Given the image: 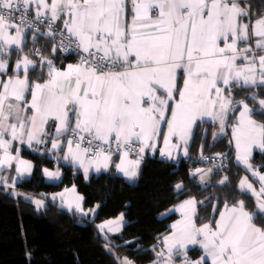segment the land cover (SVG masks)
Instances as JSON below:
<instances>
[{
  "label": "snow or ice",
  "instance_id": "obj_1",
  "mask_svg": "<svg viewBox=\"0 0 264 264\" xmlns=\"http://www.w3.org/2000/svg\"><path fill=\"white\" fill-rule=\"evenodd\" d=\"M260 5L0 0V186L15 188L18 177L31 175L33 165L21 157V146L37 151L42 144L62 152L59 158L78 165L86 179L90 170L114 167L134 180L146 153L188 157L194 130L210 122L214 141L230 133L237 164L254 179L243 176L235 189L242 198L233 199L224 175L217 183L226 195L211 214L194 197L173 209L180 219L159 240L153 264H264V165L252 163L255 150L264 154V121L254 118H264V0ZM41 40L39 47H28ZM49 44L54 58L43 55ZM72 55L74 63H57ZM199 158L221 161L207 171H190L206 184L227 157L204 156L201 149ZM43 174L60 177L59 170L45 168ZM174 187L184 190L183 182ZM60 197L69 212H95L85 211L81 196L67 203ZM34 203L43 207L41 200ZM123 219L122 213L98 227L103 232ZM190 248L202 252L198 260L188 257Z\"/></svg>",
  "mask_w": 264,
  "mask_h": 264
},
{
  "label": "trees",
  "instance_id": "obj_2",
  "mask_svg": "<svg viewBox=\"0 0 264 264\" xmlns=\"http://www.w3.org/2000/svg\"><path fill=\"white\" fill-rule=\"evenodd\" d=\"M251 3L261 7L260 0H251ZM38 43L41 45L44 41ZM32 46L30 42L28 47ZM50 48L49 44L47 49H42L43 54L49 53ZM57 55L65 57L61 53ZM72 61L75 59L68 56L57 63ZM254 118L264 121L260 116ZM215 129L216 126L208 122L194 131L191 154L201 155V149L203 154L211 156L223 153L231 157L232 164L225 171H213L206 184L199 181V176L190 175L186 159L176 165L159 158L145 159L135 182L126 181L114 171L85 180L74 166L59 163L57 167L63 171L61 182L48 183L43 177V169L53 167L56 160L47 149L25 151L34 162L33 173L14 190L43 200L45 205L37 209L33 202L15 197L11 190L0 186V264H119L116 257L127 258L133 264H153L156 260L154 252L160 249L159 240L169 234L170 225L177 219L176 215L164 217L166 212L194 197L203 201L208 206L207 214H211L212 206L226 195L225 187L219 185L218 180L227 175L234 190L233 199H240L239 192L235 191L239 180L245 175L253 179L237 164L234 148L229 145L230 133L214 141L212 133ZM252 163L264 165V154L256 152ZM179 182L184 184L181 192L174 187ZM72 186L83 195L86 210L99 205L94 217L81 216L75 210L69 212L51 198L64 187ZM246 203L250 208L254 207L251 199ZM203 207L197 205L200 216L206 215ZM122 213L126 223L120 233L112 235L100 230L98 226L102 222ZM188 256L198 258L201 251L191 250Z\"/></svg>",
  "mask_w": 264,
  "mask_h": 264
},
{
  "label": "crops",
  "instance_id": "obj_3",
  "mask_svg": "<svg viewBox=\"0 0 264 264\" xmlns=\"http://www.w3.org/2000/svg\"><path fill=\"white\" fill-rule=\"evenodd\" d=\"M43 55H45V56H47V57H49V58H54V57L52 56L51 51H49V53H47V54H43ZM33 58H35V57H33ZM68 63H74V62L72 61V62H68ZM68 63H66V64H68ZM194 131H195V130H194ZM190 144H191V142H190ZM161 147H162V144H161ZM35 148H37L38 150H40V149H42V150H43V149H47V150H48V149L51 148V145H50V144L36 145ZM38 150H37V151H38ZM25 151H32V152H36V151H33V149L28 148L26 145L21 146V157H22L23 159H25V160L30 161V162L32 163V165H33V169H34V162H33L31 159H29V157H27V155H25ZM49 152H50V154H51L50 156H51L52 158H54V160H56V163H55V166H53V167H44V169L47 168V169H49V171H57V170H59V172H60V177H59V179H50L49 177H47V176H45V175L43 174V177H44V179H45L46 182H48V183H57V184L61 182V180H62V176H63V171H62L61 168H58V167H57V165H58L59 163H62L63 165H72V166H74L75 168H77V169L83 174L84 179L86 180V178H85V174H84V172H83V169H80L78 165H74V164H72L70 161H65V160H63L62 158H59V157H62V155H63L62 152H61V153H53V152H51V151H49ZM256 152H259V151H258V150H255L254 153H253V156H254V154H255ZM174 155H175V153H174ZM190 155H191V151H190V145H189V156H190ZM189 156H188V157H189ZM188 157H184L182 154H180L176 159H174V160H169V159H167V158L161 157V156L159 155L158 152L155 153V154H152V153L149 152V153H146V154H145L143 161H144L145 159H147V158H159V159H166V160L170 161L171 163L178 165L182 160H185V159H187ZM113 159H114V161H116L118 158H117V157H114ZM140 167H141V165H140ZM33 169H32V173H33ZM111 171L116 172L117 175L123 177V178H124L126 181H128V182H135V181L138 179V177H139L140 169H139V172H138V176H137V178L134 179V180H129L128 178H126L125 176H123L122 173L117 172V171L115 170L114 167L111 168L108 172L101 171L100 173H97V172H95L94 170H90L89 173H88V178H87V179L89 180L93 175H99V174H101V173H109V172H111ZM32 173H31V175H27V174H25L23 177H18V178L16 179V185H17L18 183H20L22 180L29 179V178L32 176ZM42 173H43V172H42ZM3 174H5V175H9V173H7V172H5V173H3ZM11 175L14 176L15 173L13 172V173H11ZM253 179H254V178H253ZM16 185H15V187H16ZM2 187H3V186H2ZM73 187L75 188V193H73V192L71 191V189H72ZM11 189H14V188H9V190H11ZM66 189H68V191H65ZM61 193H63V196H64V203L74 201V199H75L76 196H81V197H83V195H81V194L77 191V188H76L75 186H72V187H64L60 192L52 194V195H51V198L53 199V197L55 196L56 198L53 199V200L56 201L61 207L66 208V209H67L66 206H62V200H61V197H60V194H61ZM83 198H84V197H83ZM179 205H180V204H179ZM179 205H178V206H179ZM178 206H176V207H178ZM83 207H84V199H83ZM176 207H173V208L170 209L168 212H166V213L164 214V217H167V216H170V215H176V217H177L176 221L179 220V219H180V212H179V211H172V210L175 209ZM84 209H85V208H84ZM92 209H95V212H94V213H93V212H89V214H88L87 216L94 217V216L96 215L98 208L95 206V207H93ZM73 210H74V209H73ZM87 210H88V209H87ZM87 210L85 209V211H87ZM78 214H79V213H78ZM79 215H81V214H79ZM81 216H83V215H81ZM119 217H120V216H118L117 218H119ZM123 217H124V215H123ZM117 218L106 220V221L102 222L101 224H104V223L107 222V221H116ZM176 221H175V222H176ZM175 222H174V223H175ZM125 223H126V220H125V218H124V219H123V222H122L121 224H115V223H113V224H111V225H108V226L105 227L104 229H105L107 232L111 233L112 231H109V228H112V229L122 228V227H124ZM101 224H100V225H101ZM114 232H117V231H114ZM120 232H121V231H120ZM116 234H117V233H116ZM158 243H159V242H158ZM159 246L162 247V245H161L160 243H159ZM191 250H199V249H198V248H190L189 251H191ZM189 251H188V252H189ZM201 255H202V252H201ZM188 257H189L191 260H193V261L198 260V259L200 258V257H198V258H192V257H190V256H188ZM178 264H179V262H178Z\"/></svg>",
  "mask_w": 264,
  "mask_h": 264
},
{
  "label": "built area",
  "instance_id": "obj_4",
  "mask_svg": "<svg viewBox=\"0 0 264 264\" xmlns=\"http://www.w3.org/2000/svg\"><path fill=\"white\" fill-rule=\"evenodd\" d=\"M39 46H40V44L37 43L36 45H33L32 47H39ZM61 54L62 55H66L63 52H61ZM71 57L75 59L74 55H72ZM203 155L204 156L215 157V156H211V155H208V154H203ZM199 157H200V155L191 154L186 159L187 163L190 165L189 171H192V170H194L196 168H201V169L205 170V169H208L209 167H212L214 164L221 163V161L219 159H216V160H201ZM226 157L227 158L223 160L224 167L221 170H219V171H216V169L214 168L213 171L222 172V171H225V170H227V169H229L231 167L232 159L229 156H226ZM141 163H143V160H142ZM53 166H55V164Z\"/></svg>",
  "mask_w": 264,
  "mask_h": 264
},
{
  "label": "rangeland",
  "instance_id": "obj_5",
  "mask_svg": "<svg viewBox=\"0 0 264 264\" xmlns=\"http://www.w3.org/2000/svg\"><path fill=\"white\" fill-rule=\"evenodd\" d=\"M222 137V136H221ZM86 180H88V179H86ZM11 192L12 193H16V194H14V196L15 197H23L25 200H28V201H31V202H33L34 203V201H36V200H40V199H37V198H35V197H32V196H30V195H24V194H22V193H20L19 191H17V190H14V189H11ZM42 202H43V207H44V201L43 200H41ZM35 204V203H34ZM35 206H36V208L37 209H42L43 207H37V205L35 204ZM117 229V228H116ZM122 229H123V227L122 228H118V231L117 232H114V231H112L111 232V234L113 235V234H116V233H120V231H122ZM104 232H107L105 229L103 230Z\"/></svg>",
  "mask_w": 264,
  "mask_h": 264
},
{
  "label": "water",
  "instance_id": "obj_6",
  "mask_svg": "<svg viewBox=\"0 0 264 264\" xmlns=\"http://www.w3.org/2000/svg\"><path fill=\"white\" fill-rule=\"evenodd\" d=\"M154 256H155V258H156V254H155V252H154Z\"/></svg>",
  "mask_w": 264,
  "mask_h": 264
}]
</instances>
